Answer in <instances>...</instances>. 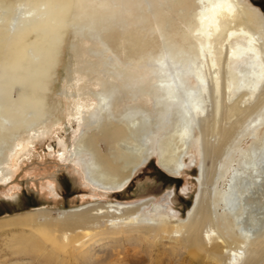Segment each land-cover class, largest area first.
<instances>
[{
    "label": "bare ground",
    "instance_id": "1",
    "mask_svg": "<svg viewBox=\"0 0 264 264\" xmlns=\"http://www.w3.org/2000/svg\"><path fill=\"white\" fill-rule=\"evenodd\" d=\"M165 1L163 13L159 9L150 14V33H156L160 41L151 39L144 47L140 43L133 47L127 37L121 42L119 35L109 36L119 41L111 45L101 34L110 33L105 20L114 19L118 26L124 23L119 14L125 9L122 2L118 14L100 15L86 10L79 0L75 9L72 0H0V172L9 173L14 158L28 143L59 125L60 119L47 116L50 106L41 94L49 91L51 70L56 66L52 51L56 53L62 44L61 30L72 28L84 37L98 28L96 38L104 46L105 65L114 67L112 75L148 95H143V101L127 95L129 102L116 107L122 97L115 95L116 89L93 95L65 92L67 99L77 98L74 106L67 101V112L78 122L85 117L86 129L76 136L71 149L61 143L68 153L64 161L83 166L85 180L92 187L113 195L146 162L148 149L158 154L159 165L177 173L179 160L172 155L170 143L183 150L194 141L213 162L211 188L206 198L197 197L189 219L170 229L163 223L166 215L157 207L146 219L149 224L137 223L153 200L108 202L59 212L60 242L73 240L69 236L78 229H91L94 234L89 240L94 243L139 232L144 233L137 236L144 242L153 233L169 243L166 264H202L205 258L218 264H255L264 253V161L261 155L251 156L256 150L264 151V133L259 137L264 130V18L244 0ZM108 3L115 4L114 0ZM87 17L94 28L75 22ZM22 59L27 63L22 67L25 74L18 76L16 67ZM69 73L71 78L72 70ZM90 98L94 104L84 101ZM173 111L179 123L169 130ZM220 114L222 123L214 138L206 139L208 122ZM194 124L199 135L192 132ZM248 139L258 143L244 150L242 143ZM250 236H254L253 244L259 241L257 246H250ZM17 245L16 254L23 256L38 251L40 242L31 236Z\"/></svg>",
    "mask_w": 264,
    "mask_h": 264
},
{
    "label": "rangeland",
    "instance_id": "2",
    "mask_svg": "<svg viewBox=\"0 0 264 264\" xmlns=\"http://www.w3.org/2000/svg\"><path fill=\"white\" fill-rule=\"evenodd\" d=\"M89 1L91 0H79L86 10H94V14L100 15L107 12L118 14L120 4H124L125 9L119 12L124 21L122 25H116L114 19L105 20V23L109 24L110 33L101 34L108 37L107 42L110 40L109 36L117 38L118 35L122 38L121 42L125 37L128 41L131 40L130 44L133 47H138L139 43L141 46L148 44L151 39L160 41L156 33H150L149 27L153 21L150 14L153 12L155 14L159 9V12H162L161 4H166L165 0H114V6L109 4L108 0H92L91 3ZM244 2L261 13L264 18V0H244ZM72 3L75 9L76 0H72ZM137 12L141 14L140 18H134L138 15ZM89 19L87 17L85 21L75 22L80 26L89 24L93 27ZM61 31L62 44L56 53L52 51L56 66L54 72L51 70V79L47 86L49 91L41 94L46 96V104L50 106V109L45 110L47 116L54 121L56 118L60 119L59 125L49 134L33 139L28 146L27 143L24 144L27 148L20 151L11 165L9 164L10 172L6 175L0 172V223L5 224L0 227V264H166L170 254L169 243L153 233H150V237H145L147 240L144 242L137 237L144 234L139 232L136 233L137 235L127 233L94 243L95 240H89L94 234L91 229H78L69 236L75 237V241L73 239L61 243L59 240L60 230L56 226L61 220L58 217L59 212L75 211L85 206H97L108 202L135 204L144 200H153V206L141 212L142 217L137 220L139 225L150 223L146 219L154 215L151 209L155 207L157 211L160 210L166 215L163 223L169 229L184 223L189 219L188 213L191 212V215L194 213L197 197L202 194L206 198V193L208 194L211 188L213 173V162L210 161V157L203 154L201 144H196L194 141H189L183 150L175 147L173 142L169 144L170 147L174 146L171 147L172 155L174 154L173 156L179 160L177 173L167 171L159 165L158 154L148 149L146 162L136 169L128 185L119 194L113 195L92 187L85 180L83 166L69 160L64 161L68 153L63 150L61 143L65 148L71 149L76 136L86 129L85 117L78 122L65 108L67 101L73 102L74 106L77 98L67 99L64 95H93L108 89H116L115 95H122L116 102L118 107L119 103L129 102L127 95H137V98L143 101V95L148 94L139 91L138 88L128 87L112 75L114 67L105 65L102 56L104 46L96 38L99 35L98 28H94L84 37L76 35L72 28ZM118 42L110 40L111 45H116ZM21 62L16 67L18 76H24L25 71L22 67L24 64L27 65L25 59ZM71 70L73 74L69 78L67 76ZM125 70L134 73L129 68ZM141 73L144 74L145 71L141 69ZM147 84L149 85L150 82L147 81ZM147 90L150 91L148 87ZM87 100L94 104V98L84 99L88 102ZM200 117H204V114ZM215 117L213 121L208 120L207 125L210 130L205 135L206 139L210 136L213 139L216 127H220L222 123L221 114ZM170 118L169 130L179 123L176 112L173 111ZM233 120L234 118H231L230 122ZM192 132L194 135H199L195 124L192 125ZM262 133L264 130L259 133L260 139L263 138ZM252 143L255 145L258 141L248 139L242 143V148L246 150ZM152 147L155 149V145ZM234 155L236 158L239 157V154ZM255 155H261L264 161L263 150H256L251 154L252 157ZM246 222L252 224L250 220ZM224 225H227L226 221ZM31 236L40 242L39 250L23 256L16 254L19 249L17 242ZM252 237L254 236L249 237L250 246L255 247L259 241L253 244ZM147 241L150 245L148 248ZM263 254L255 264H264ZM203 260L202 264H218L211 258Z\"/></svg>",
    "mask_w": 264,
    "mask_h": 264
}]
</instances>
